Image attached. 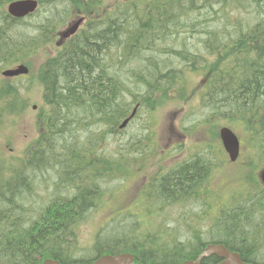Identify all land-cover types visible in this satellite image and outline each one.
Listing matches in <instances>:
<instances>
[{"label":"trees","instance_id":"1","mask_svg":"<svg viewBox=\"0 0 264 264\" xmlns=\"http://www.w3.org/2000/svg\"><path fill=\"white\" fill-rule=\"evenodd\" d=\"M10 1L12 0H0V8ZM50 1L54 4L51 6L54 11L53 17L42 22V29L35 38H27L24 32L16 30V25L22 21L12 20L4 31H0L1 50L5 52L14 49L17 52L7 56L13 58L18 53L38 49L43 43L48 42L50 35L56 32L58 26L64 25L74 13L96 14L95 18L99 17L102 22L98 24V31L91 30L89 34L76 36L64 51L68 52L66 56L49 60L44 65L40 83L50 113L40 122V137L27 151L25 163H22L24 170L48 168L49 138L61 132L60 123L64 124L71 120H67V116L84 108L87 113L91 109L93 115L99 114L96 117V124L111 125L109 134H114L132 106L130 102L123 100L124 92L130 91L124 86L127 84L126 81L120 79L123 76L121 71L125 72V69L117 66L118 62L123 63V54H133L136 51L155 52L154 47L157 44L152 40L160 36L164 38L171 36L173 39L176 35L178 37L186 35L187 30L182 29L183 24L189 28L190 33L197 25L205 27V24L210 22L209 19L201 12L195 14L198 8L192 7L199 3V7L203 9H212L219 2L226 8L223 13L225 24H220L222 20L213 21L207 31L219 32L209 38L205 29L201 30L207 35L208 40L199 38L202 42L198 50L199 55H194L193 49H171L168 54L172 56V63L174 57L179 59V67L169 68L158 76L156 68L146 70L145 67L141 73H132L140 83L138 85L134 83V87L144 90L140 97L145 101L147 110L153 111L170 102L175 97L172 93L184 91L181 81L187 78L182 74L186 73L193 77L205 76L206 87L201 96L203 107L211 108L208 99L212 96L211 109L218 114L212 115L223 117L247 132L251 148L256 152L254 159L259 162L258 165L249 164L248 168L256 170L260 165L264 166V0H186L189 5H183L181 0H132L122 3L112 11L106 8V0ZM243 1H249L254 5L252 8L246 7L248 14L256 13L255 23L249 28H246V25L251 21L243 20L240 6H237ZM40 2L43 6L44 1ZM226 12L231 19L225 15ZM234 12L238 15L235 19L232 16ZM4 18L9 17L4 14ZM149 24L152 28L148 30ZM169 24V29L160 33ZM179 24L181 27L177 26ZM227 27L233 29V33L228 35L229 40L225 41L220 32ZM113 39L118 42L111 45ZM113 46H123L122 51L116 48L118 62L114 65L112 56L107 61L101 57ZM7 56L0 61L4 67L26 59L22 57L6 61ZM147 57L154 61L159 58L157 54H149ZM259 66L262 71L256 73L254 80L249 82L246 77L247 69L254 71ZM138 67L133 66L131 69L138 70ZM94 71L95 79L92 78ZM17 90L15 84L0 81V107L10 104V95L15 94ZM20 94L22 96L21 92ZM24 103L23 99L16 115L22 113ZM223 105L227 110L221 109ZM6 116H9L8 113L0 111V125ZM86 117L78 116L77 119L82 120ZM98 145L99 142L93 139L90 146L80 153L69 157L64 155L63 159L56 161V164L61 166L62 190H67V194L63 195L61 192L55 200L46 205L44 215L31 218L25 225L16 223L20 216L19 212L6 214L9 210L3 202L7 203L10 200L7 193L11 188L23 185L26 178L22 169L11 170L13 163L3 168L10 173L5 184L0 180V200H3L0 201V220L3 222L2 226L0 224V264H39L41 257L45 256L63 264L70 262L88 264L103 254L123 252H130L145 263L179 264L184 260L196 259L209 243L226 246L230 251L240 254L244 262L264 264V252L261 251L264 249V187L256 175L252 174L246 178L244 189L250 187V191L237 200H252L249 208L212 204L203 200V196L208 194L203 195L200 189L209 182L212 169L201 157H193L189 159L190 161L180 163L159 180V197L162 199L159 201L170 205L186 202L204 203L208 213L209 207L214 205L229 224L224 227L219 240L208 242L200 236H194L188 243L179 241L175 246L161 244L151 248L150 245H155L154 243H140L136 238L97 235L93 247L89 250L95 257L88 260L74 259L80 252L75 251V248L79 249L77 246L79 232L76 233V225L80 227L89 211L97 210L98 204L106 199L105 191L101 190L100 186L106 184L109 179L127 177L135 167L126 166L130 162L129 158L125 161L110 160L111 157L100 153ZM147 152L145 150L142 154ZM68 190H73L74 195L68 193ZM149 190L154 194L153 187L150 186ZM207 190L210 191L211 188ZM151 197L155 198L153 195ZM123 216H130L138 221L131 214ZM118 218L113 224L117 223ZM243 224L246 227H241ZM238 227L240 228L238 231H230ZM168 237L172 241V235L168 233ZM217 263L218 258L215 256L202 261V264Z\"/></svg>","mask_w":264,"mask_h":264},{"label":"rangeland","instance_id":"2","mask_svg":"<svg viewBox=\"0 0 264 264\" xmlns=\"http://www.w3.org/2000/svg\"><path fill=\"white\" fill-rule=\"evenodd\" d=\"M119 2L120 0H108L110 6H115ZM181 2L183 5L188 4L186 0H181ZM237 6H240L243 20L251 21L246 25V28H249L255 22L256 13L248 14L246 7L252 8L254 5L249 1H243L241 5ZM192 9H197L195 14L201 12L210 22L206 23L205 27L197 25L191 33L189 28L183 24L182 29L187 30L186 35L184 34L179 37L176 35L173 39H171V36L168 38H164L163 36L155 37L152 40V42L157 44L154 47L156 49L155 52L145 51L142 53V51H136L133 54L124 53L122 57L123 63H119L116 58V48L122 51L123 46H113L110 51L101 55L102 59L106 61L112 56L113 65L118 62L117 66L120 65L121 69H125L124 75L127 84L124 86L128 87L130 91L124 92V102H132L133 96L138 95L139 92L133 83L137 85L140 83L137 82L138 79L135 76H132V73H139V70H145V67L146 70L156 68V75L158 76L161 72L169 70V68L179 67L174 60L172 63V56L168 54L171 49H193V54L199 55L198 50L202 45L199 38H205L206 41L208 40L207 35L209 38L219 32L216 30L213 32L207 31L208 27H211V23L222 20L220 24H225L223 13L226 11V8L220 2L218 5H214L212 9H203L199 7V3L192 7ZM52 12L51 6L48 5L43 9L42 17H49ZM225 15L230 18L227 12ZM180 16L181 14H179ZM232 16L235 19L238 15L234 12ZM52 17L53 15L50 18ZM27 22L29 23L19 26L18 29L24 32L26 37L31 38L37 30V22L36 20H29ZM138 22L141 23L143 21ZM2 23L3 20L0 21V31H4L7 27L6 24L3 25ZM88 23L89 21L87 20L85 24ZM177 26L181 27L180 24ZM165 27V30L163 29L161 32L160 30H156V32H166L170 24ZM150 28L152 27L149 24L148 30ZM90 29L89 26L84 25L79 35L84 30H86L85 34H88ZM204 29L207 35L202 33L201 30ZM220 33L227 37L233 33V29L227 27L226 30ZM117 42L116 39H113L111 45ZM58 50L53 42L31 57L28 62L31 65V75L25 76L26 78L20 79L21 82H17L18 86L16 88L18 90L15 94L10 95L11 103L0 107L2 113H8L9 116L16 115L23 103L20 92L24 93V112L18 117H13L0 127V170H3V172H0V180H2V184H5L10 173L9 170L4 171L3 168L12 163L14 165L11 170L22 169L26 178L23 185H18L16 188L12 187L10 192L7 193L10 200L6 203L9 210L6 214L11 215L19 212L20 216L16 223L22 225L28 223L31 218H37L40 214L44 215L45 212L43 213V210L49 203L61 192L65 195L67 191L62 190L61 166L56 164V161L61 160V158L63 159L64 155L69 157V155L80 153L83 149L89 147L90 141L94 139L99 142L98 148L100 153L111 157L110 160L125 161L129 158L131 165H135V167L130 176L112 178L107 180L106 184L100 186L101 190L105 191L106 199L98 204L99 208L97 210L89 211L90 213H88L85 221L80 224V227L79 225L75 227L76 233L78 234L79 232L77 243L79 249L75 248V251L80 250L77 253V259H80L82 256L86 259L91 258L88 257L90 251L87 250L93 247L97 235L115 238H136L140 243L142 240L144 243H154L155 245H150L151 248L161 244L175 246L179 241L188 243L192 241L194 236H200L204 240H208V242L219 240V235L222 234L224 227L229 224L223 219V216L214 222L209 220L206 216L208 208L204 203L186 202L170 205L159 201L161 215L157 220L150 222V215L157 214L159 210L158 204L154 201L155 199L151 197L149 186L154 189V197L158 196L157 200H162L159 197L160 178L175 165L189 159L191 160L193 157L204 158L212 169L209 182L200 189V192L204 194L209 188L214 190H211L208 195L203 196V200H208L212 204H218L231 200L230 198L245 195L244 189L241 187V181L247 175L246 166L251 163L254 164L253 160L256 154L249 145V139L244 129L230 123L223 117L212 115V113L216 114L211 109L213 108L212 96L208 99L211 108L205 109L202 106L201 94L204 91V76H191L190 82L188 79L182 80L181 85L183 84L186 89L180 95L175 96L170 102L164 106H160L156 111L140 112L125 131L119 134H109V126L97 125L95 121L99 114L93 115L91 109L89 113L84 108L78 113L67 116V120H71L64 122V124L60 123L61 132L48 142V160L50 161L48 168L29 171L22 168V160L24 159L26 150L34 144L39 135L37 126L38 109L36 111L33 110V106L36 105L39 108L43 105L44 101L37 76L45 60L55 55ZM13 53L17 52L14 49L3 52L0 47V61ZM149 54H157L159 58H157V61L150 60L147 57ZM20 55L21 53H18L13 58L7 56L6 61H10ZM140 62L141 65H139ZM2 65L3 63L0 62V70L3 68ZM133 66H139L138 70H132ZM95 71L92 76L94 79L96 78ZM260 71H262L260 66L254 71L247 69V80L252 82L255 74ZM182 75L188 76L186 73ZM27 86L29 90H27ZM140 98V96L137 97V100L139 101ZM221 109L227 110L224 105ZM46 111L47 108L45 106L43 115H45ZM73 116L75 118L72 119ZM78 116L87 117L79 120L77 119ZM225 125H230L241 139L242 157L237 165L229 164L222 147L219 131ZM145 150L148 152L142 154ZM262 166L260 165L257 170L248 171L249 173L254 172L258 177L259 169ZM249 191L250 187L246 189L247 193ZM251 201L231 200L228 205L237 206V208H249ZM145 205L147 208H145ZM216 212L217 208L211 205L209 207V214L214 217L216 216ZM123 214H131L138 221L130 216H123ZM116 218H118L117 223L113 224ZM112 219L113 221L111 222ZM0 224L1 226L3 224L1 220ZM156 226L162 227L165 232L171 234L172 241L162 243L166 237L164 234H160L162 240L157 243L158 233L153 231ZM241 227H246V225L243 224ZM239 229L238 227L230 231L236 232ZM137 231L140 235L138 237L136 235ZM252 247L254 246L252 245ZM261 251L264 252V249Z\"/></svg>","mask_w":264,"mask_h":264},{"label":"water","instance_id":"3","mask_svg":"<svg viewBox=\"0 0 264 264\" xmlns=\"http://www.w3.org/2000/svg\"><path fill=\"white\" fill-rule=\"evenodd\" d=\"M36 7H37V3L34 1H21V2L13 3L10 6L9 10L11 14H13L14 16L24 17L29 13L34 12ZM82 22L83 19H80L79 21L74 22V24H71L69 28L62 34V38L67 39L72 35H74L79 29V26ZM27 73H28V69L24 66H20L17 70H8L3 74L4 76L7 77H14ZM127 123L128 121H125L121 126V128H124L127 125ZM220 134L224 147L228 152L231 161L235 162L238 159L240 153V144L237 136L229 128H223ZM261 180L264 184V170L261 173ZM212 255H216L224 260L220 264H249L243 262L239 254L231 252L228 248H226L223 245H209L206 248L205 252H203L198 257L197 260L187 261L183 264H200L202 259L210 257ZM133 262H134V258L132 255L123 254L117 256L106 255L92 264H134ZM44 264H60V263L52 260H46Z\"/></svg>","mask_w":264,"mask_h":264}]
</instances>
